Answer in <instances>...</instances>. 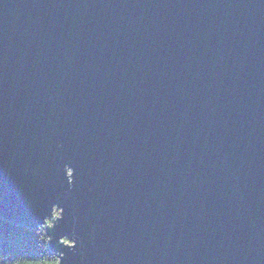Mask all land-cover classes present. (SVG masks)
I'll return each mask as SVG.
<instances>
[{
  "label": "water",
  "instance_id": "obj_1",
  "mask_svg": "<svg viewBox=\"0 0 264 264\" xmlns=\"http://www.w3.org/2000/svg\"><path fill=\"white\" fill-rule=\"evenodd\" d=\"M0 217L58 264H264V0H0Z\"/></svg>",
  "mask_w": 264,
  "mask_h": 264
},
{
  "label": "trees",
  "instance_id": "obj_2",
  "mask_svg": "<svg viewBox=\"0 0 264 264\" xmlns=\"http://www.w3.org/2000/svg\"><path fill=\"white\" fill-rule=\"evenodd\" d=\"M50 241L44 226L32 229L0 217V264H58Z\"/></svg>",
  "mask_w": 264,
  "mask_h": 264
},
{
  "label": "rangeland",
  "instance_id": "obj_3",
  "mask_svg": "<svg viewBox=\"0 0 264 264\" xmlns=\"http://www.w3.org/2000/svg\"><path fill=\"white\" fill-rule=\"evenodd\" d=\"M54 214H55L56 216H59V210L56 209L55 212H54ZM48 224H51V222L48 221Z\"/></svg>",
  "mask_w": 264,
  "mask_h": 264
}]
</instances>
